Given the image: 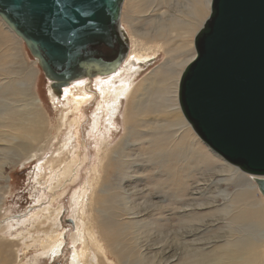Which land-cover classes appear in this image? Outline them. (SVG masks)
Masks as SVG:
<instances>
[{"label": "rangeland", "instance_id": "obj_1", "mask_svg": "<svg viewBox=\"0 0 264 264\" xmlns=\"http://www.w3.org/2000/svg\"><path fill=\"white\" fill-rule=\"evenodd\" d=\"M167 1L168 3H162L161 0H156L154 4L156 11L150 14L139 13L135 18L132 11L135 9L133 8L134 5L140 3L138 0H131L130 3L125 0L122 6L120 26L124 29L128 38L129 34H132L135 39L142 41L144 46L147 45L144 48H152L153 51L157 52V59L153 62L150 61L146 67L139 68L137 74L126 76L123 73L120 78L113 81V83H118L121 80L130 81L129 92H138L137 94L134 92L133 99L134 97L136 99V96L143 92L140 85L157 67L165 64L170 58L178 57L182 59L195 55L194 36L210 12L209 3L204 14L202 13L197 18H193V14L187 8H183L186 5L185 0ZM157 4H160V9ZM140 9L142 10V7ZM148 16H151V18L159 16L160 20L149 22L150 20L145 18ZM141 17L142 19H140ZM134 19H137V22H134ZM135 33L143 34L145 38H138L134 36ZM0 42H3L0 45V51L2 52L0 56L3 55L0 59V65L2 64L0 71L1 101L5 102L7 98L17 100L11 94L4 96L3 93H10L11 85L17 81L25 88L31 79V76L29 79L26 76L34 72L37 75L34 78L35 76L32 74L34 93L40 100L42 115L44 120L47 121L48 131L47 150L44 151V154L37 152L32 160L22 159L19 161L17 156L13 154L4 160L3 157H6V155L0 153V159H2L0 161L1 235L5 241H15L17 243V257L15 260L20 261L19 264H71L70 257L74 247L72 239L75 233V221L70 208L73 198L84 185L90 182L92 167L98 166L99 160L101 162L103 159V153L98 156L97 151L102 147L111 150L115 146L118 147L120 143L123 147L128 148L130 161L125 165L121 160L124 167L120 163L113 162L105 172L99 171L98 177L103 180L106 189L101 187L99 181L92 189L96 201L98 199L99 211L102 212L101 215H97L100 217L97 220L105 222V225L100 226L99 229L96 226L97 238L104 245L107 257L112 264H195L198 263V260L191 257L199 252L191 253L184 248L185 246H190L194 241L202 243L206 240L211 242L222 240L219 238L223 236L227 225L223 220L222 212H219L218 209L222 202L218 190H222V193L226 190L225 193L229 194L236 189L248 188L252 185L248 176L244 175L240 179L242 183L231 179L227 173L213 175L222 165L224 166V162L214 157V154L198 139L189 125L190 133L198 140L205 154L203 150L201 152L195 149L198 153L189 154L181 150L176 152L169 145L164 150L167 149V153L172 152L174 154L171 153L172 155L170 154L160 160L158 158L154 159L153 155L158 147L150 146L149 143H158L157 132L150 130V127L138 128L136 130L139 133L134 132L132 126L138 125L137 121L139 119L132 118V120L126 121L128 123L126 124L123 119L128 104L125 97L120 98L114 110L115 112L110 116L111 118L108 117L107 119L103 114L97 113L96 105L100 102V96H98V91L94 87L97 84L94 85L93 82H85L88 89L86 93L91 94L89 101L80 108L78 113L68 115V121L76 117L78 124H73L71 128L66 121L62 124V114L71 105L66 106L62 102L51 101L48 95V85L50 83L44 78L39 66L31 57L25 45L13 34L4 30L1 22ZM7 49L8 51H6ZM19 71H22L21 74ZM105 88L107 87L105 86ZM26 94L29 96V93ZM178 115L183 116L179 109ZM141 120H147L149 123H153L154 120L156 121L155 124L160 123L156 114H150ZM96 122L98 123L95 125ZM95 126H98L97 129H95ZM139 134H144V136ZM65 142H70L68 143L67 153L69 152V155H71L70 152H73L72 155L75 159L71 168L73 170L71 179L59 183L58 180H55V174L58 171L53 170L46 162L53 157L56 150ZM175 153L178 154V159L182 162L181 166H188V168L181 170L178 175L180 180L177 183L173 181L170 184L165 179L168 177V170L173 169L170 166L174 165L173 162L176 159L171 161L172 165L169 164V160L171 156H175ZM105 159L104 163L106 162ZM128 167L130 172H128ZM123 172L127 175L124 176ZM156 172L162 175V178H157ZM223 179L225 180L221 182L219 189H216L215 183ZM185 181H187V186L183 187ZM154 182L158 186L166 183L168 187L158 189V187H154ZM238 185L241 188H238ZM100 191L104 193L100 194ZM124 192L135 193L134 200H136V203L151 207L150 210L155 212L154 218L156 220L160 219V222L157 223L158 228L155 227L152 234L147 236L142 233V230L131 229L127 225V221H119L117 227L114 225L119 217L115 215L118 214L119 206H121V198H118L117 195H122ZM90 194L91 191H88V195ZM252 195L259 197L257 192ZM86 203V216H88L89 200L86 199ZM157 209L161 210L158 211ZM56 210H59V213L55 231L59 237L63 236L64 244L61 251L57 253L58 255L46 256L44 255L43 246L50 236L40 233L45 227L38 225V223L43 220L45 214ZM187 211H194V215H189ZM47 225L45 226L47 227ZM103 229L109 235L107 239L104 233L101 234ZM37 234L38 240L33 242ZM41 235H44L43 239ZM107 241L113 246L112 248ZM218 253L213 254V256H219ZM221 257H224V254H221ZM204 264L216 263L205 261Z\"/></svg>", "mask_w": 264, "mask_h": 264}, {"label": "bare ground", "instance_id": "obj_2", "mask_svg": "<svg viewBox=\"0 0 264 264\" xmlns=\"http://www.w3.org/2000/svg\"><path fill=\"white\" fill-rule=\"evenodd\" d=\"M130 1L131 0H128V3H130ZM185 1H186V5H184L183 8H187L193 14V18L194 17L197 18L202 13L204 14L206 12V9L209 8L208 6L210 3V0H185ZM138 2L140 3H136L133 7L135 8L132 11L134 18L139 13L150 14L151 12L156 11V9L154 8V4L156 0H138ZM161 2L168 3L167 0H161ZM157 6L160 9V4H157ZM140 7H142V10L140 9ZM145 18L147 20H150L149 22H156L160 20L159 16H154L152 18L151 16H148ZM140 19H142V17ZM136 20L137 19H134L133 21L137 22ZM0 22L2 23V27L4 28V30L10 32L1 20ZM122 30L124 31L123 28ZM134 36L138 38H145L144 35L140 33H135ZM126 37L128 40V47H129L128 52L126 54L124 61L112 74L106 76H97L94 78H84V79L74 80L73 82L69 83L67 86L62 87V90L59 93V95H57V93L50 88V84L48 85V95L52 102H57V103L62 102L63 104H66V106L69 104L71 105V107L65 109L62 114L61 117L62 124L65 123L66 121L68 122V125L71 128L73 124H76L78 122V119H76V117H73L71 121H68L67 119L68 115L70 113L72 114L78 113L80 108L89 101L91 94L86 93L88 89L86 88L85 82L86 81L90 83L93 82L94 85L97 84L94 87L98 91L99 94L98 96H100V102H98V104L96 105L97 107L95 106L97 113L103 114V116L108 119V117H110L111 114L115 112L114 110L116 108V105L120 101V98L125 97V99H127L128 104L126 105L123 119L125 120V122L132 120V118L139 119L137 121L138 125L132 126V130L134 132H138L136 130L138 128L150 127L151 128L150 130L157 132L158 143L157 144H154L152 142L149 143L150 146L154 145L158 147L156 152L155 150L153 151V153L155 152L153 155L154 159L158 158V160H160L163 157H168L172 152L167 153V149L166 150L164 149L169 145H171L173 147V150H175L176 152H180V150L187 152L189 154L198 153L195 150H199L202 152L203 149L200 146V143L190 133V129H189L190 125L183 116L182 117L184 119L178 115V109L180 110V108H179L177 96H178V83H179L180 75L184 67L194 58L195 55L182 59L178 57L170 58L165 64L157 67V69L154 72H151L149 76L140 85L142 86L141 88L143 92L138 94L136 96V99L135 97L133 99L134 92H136V94L138 92L137 91H134L132 93L129 92L130 81L121 80L118 83H113V81L117 78H120L123 73L126 74V76H129L130 74L131 75L137 74L139 72L138 71L139 68L146 67L150 61L153 62L157 59V52L153 51L154 49L152 48H148V47L144 48L147 45L144 46V43L138 39H135L132 34H129V38L126 34ZM1 43L3 42H0V45ZM6 51H8V49ZM1 54L2 52L0 51V55ZM2 57L3 55L0 56V59ZM1 68H2V64L0 65V71ZM19 72L21 74L22 71ZM32 74L33 76H35L34 78H36L37 75H35L34 72H31V74H29L28 76L25 75L26 78L28 77V79L31 76V79L29 83L26 84L25 88L21 86L20 82L17 81L11 85L12 88H10L11 89L10 93L8 92L3 93L4 96H8L9 94H11L13 97H16L17 100L7 98L5 102L3 100L2 102L0 99V153L6 155V157H3L4 160L8 159V156H10L11 154L17 156L19 161L22 159L32 160V158H34L37 152L39 154L40 153L44 154V151H46L48 148L47 121L44 120L43 118L42 109H41L42 106L40 100L35 95L36 93H34V83L32 81ZM104 85L107 88H105ZM26 93H29V96ZM26 97L27 99L25 100ZM150 114L158 115L160 120L158 122L160 123L155 124L156 121L154 120L152 121L153 123H149V121L147 120H141L143 117H146ZM159 115H163V116H159ZM97 123L98 122H96L95 125ZM126 124L128 123L126 122ZM97 127L98 126H95V129H97ZM139 135L144 136V134H139ZM68 143L70 142H65L64 144H62L60 148L56 150L53 157L48 162H46V164L50 165L53 170H55L56 172L58 171L57 173L55 172L56 173L55 180H58L59 183L61 182L63 183V180L71 179V173L73 171L71 168L75 158L72 155L73 152H70L71 155H69V152L67 153L68 145H69ZM127 149L128 148L123 147L122 143H120L118 147L115 146L111 150H108L107 148H103V147L102 149L100 148L97 151L98 156L101 153H103L102 154L103 159L101 160V162L99 160L98 166L92 167L93 169L91 168L92 175L89 180L90 182L84 185V187L80 190V192H78L73 198L72 206L70 208L72 212L71 214L73 215V219L75 221L74 222L75 233L74 235L72 234L73 235L72 245H74V247H73L72 255L70 257L71 264H112L107 257L108 255L106 254L104 245L97 238L98 234L96 233L95 228L96 226H98L99 229L100 226L105 225V222H101L100 220H97L98 218H100L97 215L98 214L101 215L102 212L100 213L99 211L98 199L96 201V197L93 196L92 189L93 186L98 183V181L101 187L103 189H106V187L103 185V180L100 177H98L99 171L105 172V170L106 169L108 170L109 166L113 164V162L120 163L123 167L124 164L125 165L128 164V161H130L129 160L130 155ZM203 153L205 154L204 150ZM63 154L65 155L63 156ZM214 157H216V159L218 158L217 160L220 159L221 161H223L220 157L216 156L215 154ZM104 158H106L105 163H104ZM178 158H179L178 154L175 153V156H171L169 160V164L172 165L171 161L176 159L173 162L174 165L170 166L173 169L168 170V174H167L168 177L165 179V181L170 184L173 181L177 183L178 180H180L178 178V175L181 172V170L183 169L185 170L186 168H188V166H181L182 162ZM121 160H123L124 164L121 162ZM0 161H2V159H0ZM128 172H130L129 167H128ZM134 172L132 173L134 174ZM156 173H157L156 175L157 178L158 177L162 178V175H160L158 172ZM220 173L221 174L227 173L231 179L239 182H242L240 179L244 175H246L250 178L252 185H250L248 188L245 187L244 189H236L235 191H232L229 194L225 193L226 190L223 191V193L222 190H218V195L222 197V202L218 206V209L219 212H222V216L224 217L223 220L227 225L226 229L224 230L223 236L219 238L222 239L221 241L211 242L209 240H206L202 243H200L199 241H194L188 247L184 245L185 246L184 248H186V250H189L191 253L196 251L199 252L194 257H191V258H196L198 260L197 261L198 263L195 264H204L205 261H211L212 263H216V264H264V197L259 192L256 184V178L258 177H253L248 174L242 173L238 168L228 165L225 162H224V166L222 165L220 169H218L215 173H213V175H218ZM123 175L125 176L127 174L123 172ZM221 177L219 176V178ZM224 180L225 179L219 180L217 181V183H215L216 189H219L221 182ZM166 185L168 184L163 183L160 186H158L154 182V187H158V189L160 188L165 189L168 187ZM186 186H187V181H185L183 187ZM238 188H241V186H239ZM88 191H91L90 195H88ZM254 192H257V194L259 195L258 198L255 195H252L254 194ZM103 193H104L103 191H100V194ZM249 195H251L250 196L251 198L249 197ZM117 197L121 198V202H120L121 206H119L118 214L115 215L117 217L119 216L117 218L118 221H116V224L114 223L116 227L117 225H119L118 224L119 221H127L128 223L127 225L131 229L142 230V233L147 236L149 234H152V230H154L155 227L158 228L157 223L160 222V219L156 220L154 218L155 212L153 210H150L151 207H147L145 205L143 206L140 205L139 203H136V200H134L135 193L124 192L122 195L118 194ZM143 198L145 199L146 197L144 196ZM86 199L89 200L88 216H86V212H87ZM58 213L59 210L47 213L45 214V217L43 218L42 221H40L39 223L37 222L38 225H42L45 227L43 231H41L40 233L50 236V238L47 239L46 244H44L43 246L44 255L46 256H51V255L54 256L55 254L59 253L61 251L62 245L64 244V241L62 239L63 236L59 237L58 234L56 235V231H55L57 227L56 220L58 218ZM187 213L189 215L191 214L194 215V211H187ZM183 215H187V214H183ZM45 225H47V227ZM102 231L103 232L101 234L104 233L107 239L109 236L107 231H105V229H103ZM41 236H42L41 238L43 239L44 235ZM37 238H38V234L34 239L33 238L31 239H33V242H35L34 240H38ZM108 244L111 248L113 247L110 244V242H108ZM16 250H17V243L15 241H11V242L5 241L4 237L1 235V229H0V264H19L20 261L18 262L15 260V258L17 257ZM186 250L184 249V251ZM217 252H219L218 253L219 256H213V254ZM221 254H224V257H221Z\"/></svg>", "mask_w": 264, "mask_h": 264}, {"label": "water", "instance_id": "obj_3", "mask_svg": "<svg viewBox=\"0 0 264 264\" xmlns=\"http://www.w3.org/2000/svg\"><path fill=\"white\" fill-rule=\"evenodd\" d=\"M0 0V20L59 95L74 80L112 74L128 40L124 0ZM194 36L178 104L198 139L226 164L256 178L264 197V0H211Z\"/></svg>", "mask_w": 264, "mask_h": 264}, {"label": "snow or ice", "instance_id": "obj_4", "mask_svg": "<svg viewBox=\"0 0 264 264\" xmlns=\"http://www.w3.org/2000/svg\"><path fill=\"white\" fill-rule=\"evenodd\" d=\"M95 11H96V14H100L104 11V3H103V0H96L95 4L93 5Z\"/></svg>", "mask_w": 264, "mask_h": 264}]
</instances>
